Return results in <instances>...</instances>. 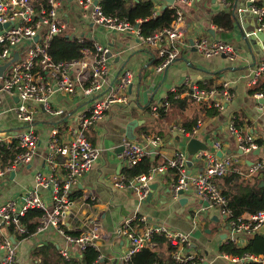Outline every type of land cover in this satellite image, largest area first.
<instances>
[{
	"label": "built area",
	"instance_id": "built-area-1",
	"mask_svg": "<svg viewBox=\"0 0 264 264\" xmlns=\"http://www.w3.org/2000/svg\"><path fill=\"white\" fill-rule=\"evenodd\" d=\"M72 1L84 18L91 19L93 25L101 26L113 33L133 36L137 46L151 50L148 55L155 60V72L165 71L176 60L180 52L179 43L185 46L188 44L184 6L190 5L193 0H174L169 7L174 11V19L170 25L148 35L141 33L139 23L133 24L117 15H106L99 0L96 4L94 0ZM249 2L251 3L249 6L237 7L234 13L237 15L245 10L250 11L255 17V29L264 32V5H257L254 0ZM164 3L162 0H155L153 13L159 12ZM219 4L222 10H228L231 5L229 0H219ZM59 9L61 11L59 0H0V65L10 61L13 55L17 54L0 77V115L12 112L16 119L23 123V127L14 134L0 130V143L16 140L20 149L10 164L0 166V180L17 166L27 164L33 158L40 142V134L32 123L35 105L41 107L51 117L62 118L67 111L61 106L53 105L55 96L60 94L71 98L80 91L87 99L85 108L70 118L71 124L65 125L60 120L50 129L47 159L54 164L57 158H62L61 164L66 169L65 175L59 178L55 174L37 172L34 177V189L26 190L19 205L14 202L0 205V264H19V243L24 238L20 236L28 233L27 225L21 222V218L32 208L42 210L35 232L48 230L59 232L65 243L59 248V254L66 260L71 258L73 250L82 255L87 247L96 248V240L104 234V228L98 222H93L92 228L87 231L76 234L65 232L61 224L65 212L76 200L72 193L77 190L81 179L99 156L98 148L89 141L85 129L95 124L112 106L127 105L134 72L125 68L114 81L110 82L107 76L113 50L94 37L88 41L91 42V47H85L80 58L54 60L48 52L49 41L52 36L64 32L68 26L63 14L58 12ZM4 24L7 26L4 27ZM68 37L77 39L80 43L87 41L84 37L73 34H68ZM247 38L249 34L245 33L244 39L249 46ZM192 40L193 44L190 45L203 57L224 55L231 62L240 57L230 42L200 33ZM260 48L264 55V41L261 42ZM241 60L247 62V59ZM248 69L250 88L264 81V57L255 59ZM185 86V90L171 87L172 97L180 98L187 94L199 109L213 108L218 113L222 112L233 97L232 82L227 79L212 87L201 88L189 81ZM252 95L257 100L264 98V92L261 91H255ZM168 105V100L164 99L151 105V110L157 115L158 108H167ZM257 107L264 114V103H259ZM233 117L232 115L228 121V129L234 135L242 154H250L254 149L260 148L252 132H243L235 127ZM200 122L198 120L197 123ZM61 128L65 131L60 137ZM172 129L186 134L179 125H173ZM196 130L195 128L194 133ZM160 145L161 137L156 133L143 135L141 141L124 139L121 144L122 150L117 152V157L125 165L132 166L151 155ZM212 145V149H200L191 156L202 161L200 171L191 173L187 167L189 154L177 151L147 174H140L130 182L116 180L113 185L125 188L136 183L134 188L142 200L148 195L155 174L171 168L175 170L176 175V181L171 188L174 197L180 196L179 191L184 193L192 189L206 204L215 207L224 217H229L231 209L228 198L215 180L230 171L242 173L246 170L249 175L262 172L264 156L257 157V160L248 165L244 163L240 154L218 156L217 149L220 143L214 142ZM37 187L50 190L49 201L41 198L36 191ZM84 197L95 198L91 193H86ZM263 224L264 210L231 219L225 242L242 246L250 237L260 232ZM4 226L9 228L8 235L2 233ZM119 232L126 237L127 246L119 256L118 264H132V256L142 249L155 250L157 244L155 237L162 238L167 244L170 259L174 264H208L206 256L194 246L188 232L170 227L164 222L150 220L143 214L134 213L126 217ZM221 255L230 264L249 262L264 264V254Z\"/></svg>",
	"mask_w": 264,
	"mask_h": 264
},
{
	"label": "crops",
	"instance_id": "crops-1",
	"mask_svg": "<svg viewBox=\"0 0 264 264\" xmlns=\"http://www.w3.org/2000/svg\"><path fill=\"white\" fill-rule=\"evenodd\" d=\"M59 1L63 19L66 20L67 28L71 31L66 34L81 36L87 41L94 37L113 50L107 76L110 82L114 81V78L125 68L134 72L127 105L112 106L95 124L85 129L89 141L98 148L99 156L81 179L77 190L73 192L77 197L63 216L61 226L64 231L73 234L85 232L92 228L93 222H98L104 228V234L96 240V249L101 253L99 262L118 264V258L127 246L126 237L119 232V229L126 217L139 213L150 220L164 222L170 227L188 232L194 246L206 256L208 264H230L219 252L229 231V226L226 228L229 224L228 217H224L215 207L206 204L192 189L174 197L171 193L176 181L173 169L166 168L163 172L155 174L151 183H156L157 189L152 191L149 201H146V197L139 199L134 188L136 183H133L132 187L119 188L115 187L113 182L127 180L123 171L130 166L125 165L117 157V152L123 140L127 139L125 130L130 119H137V126L133 129L135 141H141L145 134L156 133L161 137V145L154 152V155L158 156V162L172 157L177 151L187 152L185 147L190 137L206 142L210 149L213 148L214 142H219L217 152L221 151L222 155L240 154L244 163L248 165L257 160V157L264 156L263 151L259 155H254L253 152L242 154L234 135L228 129L230 117L232 115L235 117V113L239 111L242 112L244 117L238 129L252 132L256 140L261 141L260 148L264 149V114L257 107L259 102L250 93L251 88L248 86V67L255 59H260L264 55L258 54L255 50L254 45L258 44L257 40L255 44L248 46L244 39L245 27L249 28L255 24L254 15L249 13L243 16V20L235 23L232 29L223 30L212 24L210 20L212 14L222 10L219 0H193L190 5L184 6L188 44L185 46L179 43V56L165 71L158 73L154 69L155 60L148 55L151 50L137 46L133 36L113 33L101 26L93 25L90 18L82 16L80 9L72 0ZM229 1L231 4L229 11H235L237 7H243L249 2V0ZM254 1L257 5H264V0ZM210 29L214 34H211ZM198 33L230 42L239 52V59L233 64L234 62L222 55L212 58L201 56L193 50L189 42V39H194ZM241 59H247V62ZM226 79L232 82L233 97L222 112L208 116L202 114L187 94L180 98L172 97L175 100H184L182 104L172 103L167 108H158L157 115L151 110V105L164 99L168 100L171 94L170 88L173 86L185 90V85L189 81L205 88L216 86ZM86 104L87 99L80 91L71 98L55 96L53 105L61 106L67 111L62 118L51 117L41 107L35 105L32 123L40 134V142L30 162L17 166L14 171L0 180V205L7 202L19 205L26 190L34 189V177L37 172L55 174L59 178L65 175L66 169L61 164L62 158H57L54 164L47 159L50 129L60 120L65 125L71 124L70 118L81 112ZM160 110L164 113L161 114ZM198 120L201 121L199 124ZM173 125L181 126L186 134L172 129ZM188 126H193V130L186 131L185 127ZM22 127L23 123L18 121L12 112L0 115V130L14 134ZM195 128L197 130L194 133ZM145 130H148V133H145ZM64 131V128L59 130L60 137ZM15 142L16 140L3 142L0 146H8ZM187 167L191 173L200 171L202 161L189 155ZM235 174L246 180H250L253 176L247 174L246 170L242 173L230 171L225 176L217 178L215 182L222 191L233 190L239 183V180H234ZM36 191L43 200L49 201L48 188L37 187ZM86 193H91L95 198H85ZM182 197L186 199L180 202ZM244 214L247 213L242 215ZM208 221L212 222L211 226H206ZM2 233L8 235L9 228L4 226ZM221 234H225V237L221 238ZM51 245L57 249V253L59 248L65 245L63 236L59 232L48 230L25 236L19 243V264H40V258L34 257V251L38 247ZM155 248L162 258H170L169 248L164 241L158 242ZM72 259L80 260L81 254L73 250L69 260Z\"/></svg>",
	"mask_w": 264,
	"mask_h": 264
},
{
	"label": "trees",
	"instance_id": "trees-1",
	"mask_svg": "<svg viewBox=\"0 0 264 264\" xmlns=\"http://www.w3.org/2000/svg\"><path fill=\"white\" fill-rule=\"evenodd\" d=\"M100 0L103 12L106 15H117L121 18H126L133 24L139 23V28L143 35H148L154 31L167 27L170 25L174 19V11L171 8H163L157 13L155 11V0ZM140 20V21H139ZM211 23L220 27L223 30H230L233 28L234 24L238 22L236 15L232 10H221L212 14ZM139 21V22H138ZM91 47V42H78L77 39H70L66 37V32L56 34L52 36L48 45V52L51 54L54 60H71L78 59L82 56V50ZM255 91L264 92V81L260 82L257 86L250 89V93ZM169 105L182 104L183 101L172 99V95L168 98ZM186 102V101H185ZM161 114L164 113L160 110ZM199 112V111H198ZM200 112L202 114L213 115L218 112L215 109L201 108ZM199 112V113H200ZM199 113L196 115H199ZM200 113V114H201ZM243 113H235L233 117V123L235 127H239L243 120ZM194 119V123L196 122ZM193 126L185 127L186 131H192ZM148 133V130H145ZM258 145L261 147V141L256 140ZM19 147L17 143L11 145L0 146V166H6L10 164L16 154L19 152ZM163 162V161H162ZM162 162H158L157 155H149L141 159L136 164L125 168L124 175L126 177V182H130L136 176L140 174H147L152 169L156 168ZM175 173V170H174ZM264 172L253 175L250 180L241 178L238 175H234V180L239 183L234 187L233 190L222 191L223 194L228 198L229 207L231 209L229 220L234 219L243 213H253L258 210H264V185L259 186V181L264 180ZM73 198L77 197V194H72ZM42 215V210L37 208L29 209L25 216L21 218V222L27 225V234L20 237L28 236L35 232L36 226L38 224V218ZM156 242H161L162 238L155 237ZM221 254L225 253L228 255H241L243 253H254V254H264V233L259 232L254 236L250 237L246 244L242 246H236L232 242H224L219 248ZM100 251L95 247H87L80 260H66L57 253V249L54 246L38 247L34 251V257L40 258V264H100ZM174 264L170 258H162L158 251L152 249H142L136 252L132 256V264ZM245 264H259L256 262H249Z\"/></svg>",
	"mask_w": 264,
	"mask_h": 264
},
{
	"label": "water",
	"instance_id": "water-1",
	"mask_svg": "<svg viewBox=\"0 0 264 264\" xmlns=\"http://www.w3.org/2000/svg\"><path fill=\"white\" fill-rule=\"evenodd\" d=\"M97 1L98 0H94V4H96ZM162 1L165 2L163 4V6H162L163 8H167V7L169 8L174 2V0H162ZM250 4L251 3L248 2L246 5L249 6ZM249 13H251V12L248 11V10H245V11L241 12L240 14H237L236 15V19L237 20H239V19L243 20V16L248 15ZM255 23H256V21H255ZM3 26L5 27V26H7V24H4ZM209 31L211 32V34H214V31H212L211 29ZM245 33L249 34V38H247L248 43L255 44L256 40L259 41L258 44L254 45V47H255V50H256L257 53L263 54L260 46H261V42L264 41V32L256 30L255 29V24H254V26H252V27H249V28L245 27ZM66 37H68V34H66ZM189 41H190L191 44H193V40L192 39H189ZM193 50H195V49L193 48ZM16 56H17V54L15 53L10 61H7V62H5V63L0 65V77L2 76V73L5 70V68L10 64V62H12L16 58ZM222 56H224V55H222ZM57 97L58 98H64V95L61 96L60 94H58ZM16 101H17V98H16ZM258 102L259 103H264V98L258 99ZM135 126H137V119H130L128 124L126 125V130H125V136H126L127 139L135 140L136 136L133 133V129H134ZM208 148H209V145L206 142H203L202 140H199L196 137H190L187 140L186 147H185L187 153L190 156H192L195 152H197L200 149H208ZM121 150H122V146H120L118 151H121ZM262 151L264 152L263 148L262 149L261 148L254 149L253 150V154L254 155H259L260 152H262ZM217 154H218V156H221L222 152L221 151L217 152ZM152 155H154V152L152 153ZM250 163H252V162H250ZM262 185H264V182H263V180H260L259 181V186H262ZM149 189L151 191L148 192V195L146 196V201H149L150 198L152 197V191L157 189V184L156 183H150ZM182 193H183L182 191H179V194H182ZM185 199L186 198H184V197L180 198V202H183ZM228 226H229V224H227L226 228ZM260 232L264 233V224L260 228ZM221 235H220L221 238L225 237V234H221Z\"/></svg>",
	"mask_w": 264,
	"mask_h": 264
},
{
	"label": "rangeland",
	"instance_id": "rangeland-1",
	"mask_svg": "<svg viewBox=\"0 0 264 264\" xmlns=\"http://www.w3.org/2000/svg\"><path fill=\"white\" fill-rule=\"evenodd\" d=\"M58 12L59 13H61V11H60V9L58 10ZM66 33H70L71 31H70V28H67L66 30ZM205 58H212V56L211 57H205ZM236 62H234L233 64H235ZM212 225V222L211 221H208L207 223H206V226H211ZM216 227H218V226H216ZM215 229V228H214Z\"/></svg>",
	"mask_w": 264,
	"mask_h": 264
}]
</instances>
